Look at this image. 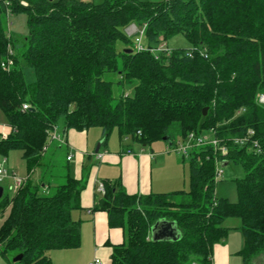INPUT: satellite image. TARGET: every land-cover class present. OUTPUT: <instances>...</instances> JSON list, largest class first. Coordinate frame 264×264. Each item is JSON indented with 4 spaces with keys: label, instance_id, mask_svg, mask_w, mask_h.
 I'll use <instances>...</instances> for the list:
<instances>
[{
    "label": "trees",
    "instance_id": "1",
    "mask_svg": "<svg viewBox=\"0 0 264 264\" xmlns=\"http://www.w3.org/2000/svg\"><path fill=\"white\" fill-rule=\"evenodd\" d=\"M11 13L26 14L24 38L9 33ZM130 25L142 31L141 50L135 47L139 35L133 40L125 32ZM176 34L192 49L152 52L159 40ZM22 64L32 70V82L25 81ZM115 71L118 84L132 85V96H112L103 75ZM261 94L264 0H0V114L10 128L0 139V156L18 150L27 172L40 167L58 124L64 132L98 128L103 142L115 129L120 143L145 146L166 137L171 146L189 133L206 132L228 146L224 156L209 146L190 151L187 191L131 196L117 183L101 181L94 209L123 234L107 264H211L212 246L226 237L229 219L242 233L241 264L264 254ZM248 130L257 148L232 143ZM215 161L244 173L235 179V203L214 196ZM84 177L49 172L45 181L26 179L10 199L0 197V210H9L0 245L14 257L21 254L12 264H52L47 252L79 247V222L70 214L79 208ZM161 219L175 222L177 241H151L150 228Z\"/></svg>",
    "mask_w": 264,
    "mask_h": 264
},
{
    "label": "crops",
    "instance_id": "2",
    "mask_svg": "<svg viewBox=\"0 0 264 264\" xmlns=\"http://www.w3.org/2000/svg\"><path fill=\"white\" fill-rule=\"evenodd\" d=\"M52 128L55 129L57 138L51 140L49 137L48 143L63 147L66 162L72 164V167L66 166L59 170L67 171L76 180H79L83 175L85 176L86 183L80 194L79 208L73 210L70 214L73 221L79 222V234L80 223H85L90 228L88 230H91L93 251H91L85 263L88 264L94 259H99L102 264H107L111 253V246L121 244L123 234L120 229L115 230L108 227L104 211L94 209L95 203L99 199L98 186L101 184V181L115 182L123 192L131 196L171 194L184 191L183 187L185 186L186 175L183 171V165L173 153H170L166 149V141L161 140L143 146L135 142L128 143L129 141L126 140L120 143L118 139L120 144L115 148L108 144L107 139L103 142L100 129V132L90 130L94 128L83 131L67 130L64 132L60 124ZM9 132L10 128L7 127L0 114V139L6 138ZM98 143L99 149L95 152V147ZM167 146H170V144ZM45 150L46 147L43 150L42 156ZM128 151H130L129 154ZM97 154L101 155V157L97 158ZM20 157L23 160L22 152ZM67 157H70V159L67 160ZM3 158L6 159L7 169L15 173V167L7 156L1 157L0 162ZM23 162L25 164L24 160ZM44 167L48 172L52 166L42 163L37 168V181L41 180V177L46 180L47 176H44L42 172ZM52 169L58 170V168L54 167ZM32 172L33 169L28 172V175ZM15 174L17 175V173ZM23 179L28 178L25 177ZM44 189L48 190L49 188L44 187ZM1 196H3L2 189ZM76 216H78L79 220H76ZM238 226L239 224L236 222L230 223L227 227L230 231L239 230ZM104 227V236H102L101 232ZM97 233H99V237H97ZM232 249V246H229L227 243L222 246L218 244L213 246L210 257L211 264H232ZM251 264H264V254L256 255L252 259Z\"/></svg>",
    "mask_w": 264,
    "mask_h": 264
},
{
    "label": "rangeland",
    "instance_id": "3",
    "mask_svg": "<svg viewBox=\"0 0 264 264\" xmlns=\"http://www.w3.org/2000/svg\"><path fill=\"white\" fill-rule=\"evenodd\" d=\"M52 2H57L59 0H51ZM82 2H92L93 4H100L102 0H77ZM138 1H148V2H157L161 3L165 0H138ZM7 27L9 33L18 38H24L27 33V25H26V14L24 13H11L7 17ZM140 30V29H139ZM134 36L131 37V39L134 40ZM165 46L164 49H184L189 50L192 49L193 45L191 42H189L183 35L176 34L171 37H168L165 41L159 40L156 44L153 45V53H157L160 50L161 46ZM118 46V45H117ZM21 69L24 73L25 81L27 83L32 82L34 79L33 72L30 68L26 67L25 65H21ZM105 73L103 75V79L105 81L111 82V92L113 97L119 96L121 93L123 95L132 96V85L128 83H123L122 85L118 84L119 82V75L116 73ZM91 131L100 132L98 128L90 129ZM203 136H206L208 138L211 137L210 133L203 132ZM108 144L115 148L120 144L118 142L116 130L113 129L110 134L107 137ZM131 142V141H130ZM128 142V143H130ZM189 143L188 139L183 138H177L171 146H167L166 143V149L170 151V153H173L175 157L181 162L183 165V171L186 175L185 179V186L183 187L184 191H187L188 188V182H187V157H182L180 152H176L174 150L175 147H178L179 145H186ZM21 152L18 150H13L8 152L7 157L8 159L13 163V166L15 167V173L19 175L21 178L27 177L29 182H36L38 183V170L37 168H33V172L29 173L27 172L26 166L23 162V160L20 157ZM2 156H0L1 159ZM41 163L44 164H50L51 169L47 172V169L44 167L42 172L44 176H47L49 172L51 173H58L59 169L65 168L66 166L72 167L71 163H67L65 160V150L63 147L61 148L59 145L55 144H49L46 145V150L44 151V154L42 156ZM58 168V170H54L52 168ZM222 169V176L221 178L215 183L214 186V196L217 199H224L229 203H235L237 200L236 195V187H235V179L243 177L244 173L242 169L239 166H235L233 164H226L221 167ZM45 181V180H44ZM43 181V182H44ZM10 180L5 178L0 182V188L3 192V197H8L10 199L12 195L15 193V190L10 189ZM179 186V185H178ZM46 190L43 191L45 193ZM100 198V196H99ZM9 210L8 208H5L4 210H0V228L2 227L4 221L8 217ZM76 220L78 219V216L75 217ZM230 221V222H229ZM224 223V226H229L230 223H236L237 220L229 219ZM237 227V226H236ZM228 228V227H227ZM88 225L85 223H80V244L79 247L76 249H69V250H52L47 252V255L49 256V259L52 264H86L87 258L90 256L91 251H93V241H92V234L91 230ZM117 230L118 228H113ZM105 227L102 230V236H104ZM112 235V233H111ZM97 237H99V233H97ZM228 244L229 246H232L231 254L233 255L231 257V263L232 264H241L242 258L239 255V252L241 251L243 247V237L240 230H230L227 232L226 237L219 243L218 245L222 246L223 244ZM214 244L213 246L217 245ZM212 246V247H213ZM5 247L3 245H0V264H12V259L14 258L13 254L11 253H5L4 252ZM237 252V253H236ZM235 254V255H234ZM187 264H197L196 261L189 259V261L186 262Z\"/></svg>",
    "mask_w": 264,
    "mask_h": 264
},
{
    "label": "built area",
    "instance_id": "4",
    "mask_svg": "<svg viewBox=\"0 0 264 264\" xmlns=\"http://www.w3.org/2000/svg\"><path fill=\"white\" fill-rule=\"evenodd\" d=\"M126 34L128 36H134V35H139L138 37L135 38V47L138 50H141V44H140V38L142 35V31H139V29L134 26V25H130L129 27L126 28L125 30ZM165 46H161L160 50H163ZM1 66L3 68H7L8 64H1ZM258 102L260 104L264 105V95H260L258 97ZM22 109L26 110L28 109V107L26 105H22ZM253 132L251 130L247 131V136L245 137H240V138H234L232 140V143L237 144V145H249L252 147L257 148L258 147V143L256 140L251 139L250 137H252ZM51 140L56 139V135H55V129L52 128V131L50 132L49 135ZM184 139H188L189 143L186 145H179L178 147H175L174 150L176 152H180L182 157H187L189 156V153L191 150L195 149V148H200V147H206L209 146L211 147V149L219 154L220 156H224L226 155L227 151H228V146L225 143H222L219 139L211 136L210 138L203 136L202 134H194V133H189ZM130 153V151H128V154ZM97 158L101 157V155L97 154L96 155ZM70 157H67V160H69ZM222 165L219 161H215V168H214V182L216 183L222 176L223 172L221 169ZM10 179L11 180V189L17 191L26 181V179H23L21 177H19L18 175H16L13 171H9L6 167V159L3 158L2 161L0 162V182L3 179ZM98 192L99 193H103V187L101 184H99L98 186ZM88 264H102V262L99 259H94L93 261H91Z\"/></svg>",
    "mask_w": 264,
    "mask_h": 264
},
{
    "label": "water",
    "instance_id": "5",
    "mask_svg": "<svg viewBox=\"0 0 264 264\" xmlns=\"http://www.w3.org/2000/svg\"><path fill=\"white\" fill-rule=\"evenodd\" d=\"M126 52L130 53L131 50H127ZM207 109L204 108L202 110V115L204 116ZM167 138L164 137L162 141H166ZM170 144V143H168ZM99 149V143L95 147V152ZM226 163H222L224 166ZM0 196H1V188H0ZM180 231L178 230L175 222L167 221L164 219L156 221L150 228V239L153 242H174L180 238ZM21 258V254L16 255L12 261L17 262Z\"/></svg>",
    "mask_w": 264,
    "mask_h": 264
}]
</instances>
